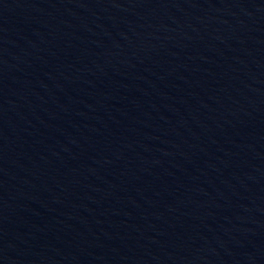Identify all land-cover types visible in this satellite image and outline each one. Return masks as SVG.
Returning <instances> with one entry per match:
<instances>
[{"label":"water","instance_id":"1","mask_svg":"<svg viewBox=\"0 0 264 264\" xmlns=\"http://www.w3.org/2000/svg\"><path fill=\"white\" fill-rule=\"evenodd\" d=\"M0 264H264V86L83 0H0Z\"/></svg>","mask_w":264,"mask_h":264}]
</instances>
